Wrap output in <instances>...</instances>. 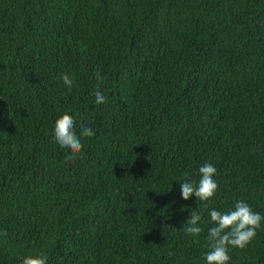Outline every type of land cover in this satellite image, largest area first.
I'll list each match as a JSON object with an SVG mask.
<instances>
[{
	"label": "trees",
	"instance_id": "16d2710c",
	"mask_svg": "<svg viewBox=\"0 0 264 264\" xmlns=\"http://www.w3.org/2000/svg\"><path fill=\"white\" fill-rule=\"evenodd\" d=\"M64 113L95 132L75 161ZM205 163L207 208L180 188ZM237 201L264 215V0H0V264H206ZM228 254L264 264V222Z\"/></svg>",
	"mask_w": 264,
	"mask_h": 264
},
{
	"label": "clouds",
	"instance_id": "9594fccd",
	"mask_svg": "<svg viewBox=\"0 0 264 264\" xmlns=\"http://www.w3.org/2000/svg\"><path fill=\"white\" fill-rule=\"evenodd\" d=\"M97 81L103 79L100 71L95 72ZM69 91L72 90L73 80L67 74L60 77ZM95 103L97 105L106 104L107 98L97 87L95 91ZM80 136L91 138L95 132L88 126H80ZM53 136L55 142L68 155L66 161H75L82 153L83 144L80 136L76 132V122L73 117L64 113L59 116L54 124ZM217 169L210 163H205L199 168V180L193 181L185 173V179L180 183L181 196L187 201L193 195L198 201L204 203L207 208L209 202L218 190V184L214 179ZM210 222L213 225L208 229L206 245L209 249L205 253L206 264H229L231 257L228 252L230 248L244 250L251 244L257 235V230L261 229L264 222V215L253 211L244 201H237L234 208L228 212H220L212 209L209 212ZM201 214L192 210L186 222V233L194 238H198L203 229L200 227ZM198 242V239H194ZM47 256L44 254L30 255L23 258L22 264H47Z\"/></svg>",
	"mask_w": 264,
	"mask_h": 264
}]
</instances>
